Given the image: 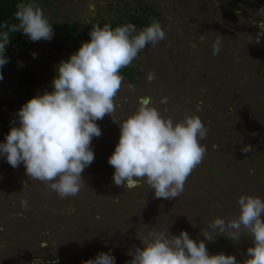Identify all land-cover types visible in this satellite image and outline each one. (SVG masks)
<instances>
[{
  "label": "rangeland",
  "instance_id": "1",
  "mask_svg": "<svg viewBox=\"0 0 264 264\" xmlns=\"http://www.w3.org/2000/svg\"><path fill=\"white\" fill-rule=\"evenodd\" d=\"M53 25L50 41L40 40L22 51L15 45L0 80V142L19 126L18 110L28 100L17 94L18 77L37 74V95L52 91L61 61L68 60L76 37L60 25L71 24L80 35L92 25L111 20L128 23L147 6L150 23L158 21L164 40L141 51L133 67L136 83L123 77L116 111L98 120L102 130L91 146L94 162L82 173L76 196L61 198L47 184L13 168L0 158V264H86L110 252L116 264H130L139 235L163 230L187 231L205 240L210 254L234 255L240 264L254 246L249 235L233 240L227 234L205 239L203 231L216 217L238 213L242 194L264 198V36L259 15L264 0H37ZM59 25V26H57ZM219 39V54L213 44ZM154 73L156 79L147 77ZM149 96L166 116L201 118L208 128L201 143L202 162L186 180L183 193L171 200L156 198L146 183L127 190L115 185L109 157L120 136L119 123L133 113L140 97ZM167 97V103L161 99ZM245 147L250 148L244 152ZM27 201V206L22 204Z\"/></svg>",
  "mask_w": 264,
  "mask_h": 264
},
{
  "label": "clouds",
  "instance_id": "2",
  "mask_svg": "<svg viewBox=\"0 0 264 264\" xmlns=\"http://www.w3.org/2000/svg\"><path fill=\"white\" fill-rule=\"evenodd\" d=\"M15 19L19 23L0 24V80L9 62L5 55L10 34L17 30L32 41H50L53 25L37 0H19ZM264 17V10L259 12ZM264 36V20L258 23ZM90 40L82 43L68 60L61 61L52 81V91L28 100L18 110L19 126H12L0 142V158L13 168L24 165L26 175L47 184L61 198L76 196L81 189L82 173L95 159L91 146L102 130L98 120L116 111L115 98L123 83L121 69L132 65L149 45L164 40L166 33L158 21L137 29L133 23L113 28L105 23L92 25ZM221 41L213 44L219 54ZM151 82L154 73L147 77ZM162 104L168 102L164 97ZM119 123L120 136L109 164L113 181L127 190L146 183L156 198L173 199L183 191L187 178L203 160L206 147L201 143L208 128L201 118L186 114L175 120L154 106L149 96L140 97L136 110ZM251 149L245 147L243 151ZM27 206V201H22ZM206 240L227 234L233 240L249 235L254 246L247 249L243 264H264V198L242 194L238 213L228 218L216 217L203 231ZM130 264H240L234 255L210 254L205 240H194L187 231L169 235L152 230L139 235ZM37 264V260H33ZM86 264H116L110 252H100Z\"/></svg>",
  "mask_w": 264,
  "mask_h": 264
},
{
  "label": "trees",
  "instance_id": "3",
  "mask_svg": "<svg viewBox=\"0 0 264 264\" xmlns=\"http://www.w3.org/2000/svg\"><path fill=\"white\" fill-rule=\"evenodd\" d=\"M19 0H0V24L7 22L9 25L19 23L15 19V13L17 11L16 4ZM140 13H133L130 16L128 23H133L136 25L137 29H141L145 26H148L150 23V18L148 14L147 6H142ZM115 28L119 25L126 24L121 20H111L109 22ZM59 26V25H57ZM64 33L68 36H75L76 40L73 47L70 49L69 53L72 55L75 53L82 45L83 42L90 40V35H80L71 24L60 25ZM38 42V41H37ZM37 42H32L22 30H17L14 33L10 34V42L6 47L5 54L13 50L15 45H18L22 51H26L36 45ZM137 68L129 66L121 69V75L128 78L132 84L136 83V75L139 74ZM41 85V78L37 74L30 72H24L18 77V87L16 94L21 100H30L32 97L36 96L35 89Z\"/></svg>",
  "mask_w": 264,
  "mask_h": 264
},
{
  "label": "flooded vegetation",
  "instance_id": "4",
  "mask_svg": "<svg viewBox=\"0 0 264 264\" xmlns=\"http://www.w3.org/2000/svg\"><path fill=\"white\" fill-rule=\"evenodd\" d=\"M133 67V66H132ZM136 68V67H135ZM138 75V74H137ZM124 77V76H123ZM126 78V77H125ZM128 79V78H127ZM129 80V79H128ZM130 81V80H129Z\"/></svg>",
  "mask_w": 264,
  "mask_h": 264
}]
</instances>
